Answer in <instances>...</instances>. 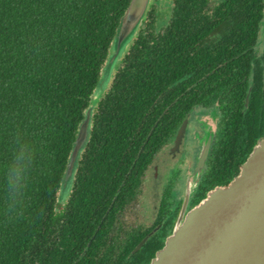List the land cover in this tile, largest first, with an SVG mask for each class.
<instances>
[{
	"label": "trees",
	"instance_id": "trees-1",
	"mask_svg": "<svg viewBox=\"0 0 264 264\" xmlns=\"http://www.w3.org/2000/svg\"><path fill=\"white\" fill-rule=\"evenodd\" d=\"M171 1L167 23L160 0H152L95 110L71 197L57 212L72 145L130 0H0V264H95L98 236L166 140L187 94L174 99L199 81L187 75L223 73L260 41L264 0ZM220 25L228 28L224 37L201 49L208 32L193 28ZM175 84L180 95L167 94ZM20 146L34 159L11 210L6 174Z\"/></svg>",
	"mask_w": 264,
	"mask_h": 264
},
{
	"label": "flooded vegetation",
	"instance_id": "flooded-vegetation-1",
	"mask_svg": "<svg viewBox=\"0 0 264 264\" xmlns=\"http://www.w3.org/2000/svg\"><path fill=\"white\" fill-rule=\"evenodd\" d=\"M193 29L208 32L199 43L203 49L207 40L222 39V31L228 28L220 25ZM263 30L264 24L259 39ZM197 69L199 73L205 70L204 66ZM211 74H188L187 79L199 81L191 86L187 83L181 95L180 85L167 90L172 96L180 95L173 103L187 96L175 107L177 114L170 117L166 140L143 170L139 183L122 197L98 236L95 264H150L188 212L210 191L227 187L239 175L238 169L241 172L251 146L264 139V49L260 41L247 57L233 62L225 72ZM208 145L207 157L199 169ZM181 174L188 182L186 195L174 201L171 179ZM68 200L63 204L57 197V212L64 210ZM100 229L101 225L97 232Z\"/></svg>",
	"mask_w": 264,
	"mask_h": 264
},
{
	"label": "water",
	"instance_id": "water-1",
	"mask_svg": "<svg viewBox=\"0 0 264 264\" xmlns=\"http://www.w3.org/2000/svg\"><path fill=\"white\" fill-rule=\"evenodd\" d=\"M151 3L152 0H130L120 18L69 154L58 191L61 203L70 196L79 162L91 138L95 110L111 87L116 68L136 39ZM208 149L209 145L199 169ZM150 264H264V139L227 187L210 191L188 212Z\"/></svg>",
	"mask_w": 264,
	"mask_h": 264
},
{
	"label": "clouds",
	"instance_id": "clouds-1",
	"mask_svg": "<svg viewBox=\"0 0 264 264\" xmlns=\"http://www.w3.org/2000/svg\"><path fill=\"white\" fill-rule=\"evenodd\" d=\"M33 159L32 152L24 146H20L7 169L6 189L9 209L11 210L15 209L19 199L22 197L27 173L32 166Z\"/></svg>",
	"mask_w": 264,
	"mask_h": 264
},
{
	"label": "rangeland",
	"instance_id": "rangeland-1",
	"mask_svg": "<svg viewBox=\"0 0 264 264\" xmlns=\"http://www.w3.org/2000/svg\"><path fill=\"white\" fill-rule=\"evenodd\" d=\"M222 0H212L211 5L217 6ZM167 5H169L171 8L174 4H172L171 0H160V2L157 3V6L159 7L158 10H165L162 15V20L169 23L171 19V10L167 8ZM168 9V10H167ZM160 12V11H159ZM161 13V12H160ZM166 25H161L159 29L163 32ZM260 44H261V50L264 49V30L260 37ZM111 86V85H110ZM111 87L108 88L106 93L109 91ZM185 178L184 174H181L180 176L173 175V178L171 179L173 181V192L171 195V200L177 201L181 199L183 196L186 195V190L188 187L187 180L183 179ZM59 196V195H58ZM57 196V197H58ZM61 200V199H59ZM65 204V202L63 203Z\"/></svg>",
	"mask_w": 264,
	"mask_h": 264
}]
</instances>
